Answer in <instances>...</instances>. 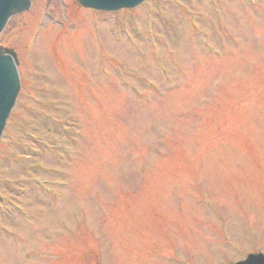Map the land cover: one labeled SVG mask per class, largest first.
Returning a JSON list of instances; mask_svg holds the SVG:
<instances>
[{
	"label": "rangeland",
	"instance_id": "obj_1",
	"mask_svg": "<svg viewBox=\"0 0 264 264\" xmlns=\"http://www.w3.org/2000/svg\"><path fill=\"white\" fill-rule=\"evenodd\" d=\"M0 45V264L264 254V0H31Z\"/></svg>",
	"mask_w": 264,
	"mask_h": 264
},
{
	"label": "water",
	"instance_id": "obj_2",
	"mask_svg": "<svg viewBox=\"0 0 264 264\" xmlns=\"http://www.w3.org/2000/svg\"><path fill=\"white\" fill-rule=\"evenodd\" d=\"M142 1L144 0H77L84 7L101 11L130 8ZM29 6L30 0H0V32L11 16L27 11ZM15 63L14 53L0 48V135L19 89ZM237 264H264V257L249 255L245 261Z\"/></svg>",
	"mask_w": 264,
	"mask_h": 264
}]
</instances>
